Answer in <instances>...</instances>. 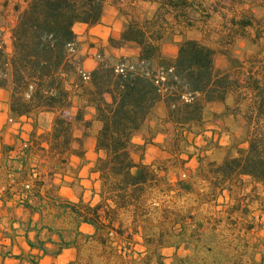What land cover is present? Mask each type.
I'll return each instance as SVG.
<instances>
[{
	"label": "trees",
	"instance_id": "16d2710c",
	"mask_svg": "<svg viewBox=\"0 0 264 264\" xmlns=\"http://www.w3.org/2000/svg\"><path fill=\"white\" fill-rule=\"evenodd\" d=\"M106 1L26 0L22 7L15 5L17 16L10 29V51L0 29V88H9L8 110L14 118L37 112L54 114L47 143L59 156L69 150L72 142L81 143L80 138L72 135L74 121H81L85 130L91 126L81 108L71 115L73 94L82 100L84 107L94 109L93 119L99 128L94 135L98 156L92 172L98 175L99 201L92 205L81 197L74 202L56 196L57 205L60 203L59 208L74 217L77 235L95 237L103 245L109 242L112 231L123 237L121 226H115V221L119 212L131 211L134 233L140 235L147 247L156 250L172 236L184 239L185 223L180 213L171 208L161 209L163 215L158 218L152 217L156 208L148 201L158 203V198L151 194L154 190L162 192L161 188L166 185L165 170L134 159L135 150L142 151L146 142L136 143L134 136L161 103L162 125L171 126L176 140L185 141L184 133L201 129L207 102H224L233 91L246 89L253 94L251 110L245 114L250 127L246 148L221 162L204 165L200 162L198 173L208 184L210 196L217 189L230 187L241 176L250 177L264 190V83L254 76L248 83L232 75L230 70L218 68L216 51L200 40L182 39L176 55L165 56L160 47L163 25L157 14L144 21L126 20L119 37L108 39L113 47L134 43L138 47L135 66L103 62L84 72L75 55L74 27L77 23H99ZM152 1L158 2L159 8L179 9L183 13L189 7L188 2H194ZM232 21L241 28L252 24L248 19ZM163 23L167 24L165 20ZM189 23L186 16L184 25L187 27ZM177 183L179 190H190L186 180ZM80 223L92 226L94 232L83 234L77 228ZM196 231L192 232L196 234ZM125 237L130 240L132 234ZM28 244L47 252L42 244L30 240ZM67 244L62 241L60 248ZM204 255L176 256L174 264H223L211 257L210 247ZM29 263L35 262L29 259ZM245 264H264V256Z\"/></svg>",
	"mask_w": 264,
	"mask_h": 264
},
{
	"label": "rangeland",
	"instance_id": "374dc122",
	"mask_svg": "<svg viewBox=\"0 0 264 264\" xmlns=\"http://www.w3.org/2000/svg\"><path fill=\"white\" fill-rule=\"evenodd\" d=\"M25 1L6 0L2 5L0 2V29L8 49L11 48L10 29L17 16L14 6L19 4L22 7ZM193 1L188 2L189 7L185 13L179 9L159 8L158 2L152 0H107L106 2L112 3L118 10V22L120 24L121 21L122 27L130 18L144 21L157 14L163 25L160 47L165 56L174 57L182 39L200 40L216 51L215 64L218 68L230 70L232 75L243 81L247 80L248 83L253 76L264 83V0ZM107 13L112 15L110 11ZM186 16L190 20L187 27L184 25ZM232 19L235 21L248 19L252 24L241 28L239 24L234 25ZM164 20L167 24L163 23ZM82 33L83 30L79 27L78 36L81 37ZM86 43V39H79L75 51L76 49L81 51L86 47ZM89 44L94 45L97 64L107 62L111 65L127 67L135 66L137 63L138 47L134 43L124 44L122 51L113 48L109 42L106 46L98 42ZM77 58L81 60L83 55L77 54ZM0 89L8 92L6 96L2 90L0 91V113H2L5 102L8 106L9 88ZM74 96L76 95L73 94L71 97V115H75L78 108H81L86 119L90 114L88 106L84 107L82 101L80 105L74 102ZM252 101L253 94L242 89L228 94L224 102L214 101L205 104L201 129L194 133H184L185 141L179 138L176 140L174 129L162 125V111L156 106L134 136V142L143 143L144 140L146 142L144 149L135 150L133 157L135 160L140 159L144 163L151 164L153 168L165 170L163 172L166 185L161 188L162 192L158 193L154 190L151 194L158 198V203L152 204L150 199L148 204L156 208L152 213L153 218L163 215L161 214L163 208H171L179 212L180 219L185 223L184 239H175L172 236L164 246L153 250L152 247L145 245L140 235L134 233L132 212L121 211L115 226L118 224L121 226L123 237L112 231L109 234V242L103 245L95 237L77 235L76 220L66 211H62L59 215L60 222L67 228L69 226L63 238L76 248V257L68 264H158L159 261L162 264H174L176 256H193V253H197L198 258L205 256L207 247L212 249L211 257L219 259L223 264L236 261L245 264L250 259L258 261L262 255L264 256L262 187L250 177L241 176L230 184V187L217 189L213 193L214 196H210L208 184L198 173L200 162L203 165L212 161L221 162L226 157L236 156L239 150L246 148L250 127L245 114L250 112ZM29 116H31V127L36 130L30 134L33 142L32 147H28L30 158H22L25 159L28 169L22 174L23 178L35 180L40 174L41 177L46 176L47 183L50 184V180L65 175L62 186L71 188L73 194L78 198L81 197L84 202L96 204L99 201V184L93 187L92 182L98 181V175L92 180L91 173L98 153L94 148L95 142L90 141L89 138L93 135L96 125L90 120L91 126L85 130L81 121H74L72 135L80 138L81 143L72 142L68 147L69 150L61 152L59 156L55 150L49 149L47 143L54 114L37 112ZM10 125L11 122H7L4 125L5 129ZM2 133L3 129L0 130V182L9 179L7 176L9 173L3 166L11 162L10 168L12 167L15 172L19 166V159L14 160L9 156L22 151L21 142L2 143ZM13 148L14 152L10 153V149ZM85 179H87L86 185L80 183V180ZM180 180L189 183V191L179 190L177 182ZM53 186L55 187L52 192H58L57 185L53 183ZM93 194H96L94 199ZM56 195L69 200L65 195L59 196L58 193ZM76 201L78 199L74 200ZM57 206L60 209V203ZM7 208H9L8 212L14 210L12 206ZM194 230H197L196 234L192 232ZM80 232L92 234L94 229L90 231L83 228ZM129 233L132 234L130 240L125 237Z\"/></svg>",
	"mask_w": 264,
	"mask_h": 264
},
{
	"label": "crops",
	"instance_id": "0c3cea01",
	"mask_svg": "<svg viewBox=\"0 0 264 264\" xmlns=\"http://www.w3.org/2000/svg\"><path fill=\"white\" fill-rule=\"evenodd\" d=\"M15 1L24 2L25 0ZM0 2L2 5L6 0H0ZM107 11H110L112 15H109ZM117 13L118 10L114 8L112 3L106 2L99 23L95 25L77 23L75 25L74 29L77 35V42L79 39H86L87 41L85 48L81 51L79 49L75 51L76 57L77 54L83 55L80 61L81 68L84 72L91 71L97 65V60L94 56L96 50L94 45L92 46L89 43L98 42L106 46L108 45L109 37H119L122 26L120 25L121 21L120 24L118 22ZM79 27L83 30L81 37L77 34ZM4 42L7 45V42ZM113 48L121 51L124 49L123 46ZM7 50L10 51L8 48ZM1 90L7 96L8 92L4 89ZM73 101L80 105L82 100L76 95L73 97ZM209 103L213 102H207L206 104ZM157 106L161 109L163 115L162 104L158 103ZM88 110L90 114L86 119L92 120L94 109L88 106ZM42 113L48 114L49 112ZM30 121L31 116L12 117L9 113L7 103H4V111L0 113V130L3 129L2 143L21 142L22 151L18 152L19 154L9 156L14 160L19 159V166L16 172L12 167L10 168L11 162L7 166H3L4 170L9 173L7 175L9 179L0 182V264H30L29 259L33 260L35 262L34 264H68L75 259L76 248L70 243L66 247L60 248L62 241H68L63 238V234L68 230L69 226L67 228L64 223L62 224L60 222L61 218H59V215L60 213L62 214V209H58L55 197L57 193L59 196L65 195L68 197L66 199L71 201L78 199V197L73 194L71 188L62 186L61 183L65 175H59L58 178L50 180V184L47 183L46 176L41 177L40 174L35 180L32 178H29V180L23 178L22 174L28 170L24 160L30 158L28 147L31 148L33 143L30 134L36 130H33ZM7 122H11V125L5 129L4 125ZM92 123L96 125V128L93 135L89 138L90 141L95 142L94 135L99 128V124L95 120H92ZM37 133H39L38 129ZM9 152H14V148L10 149ZM24 157L25 159H22ZM34 175L32 174V176ZM96 177V173H91L92 180ZM86 182L87 179L80 180V183H84L85 185ZM53 183L58 187V192L56 193L52 192V189L55 187ZM98 184L97 180L92 182L93 187H96ZM95 196L96 194H93V199ZM7 206H12L14 210L8 212L9 208ZM21 215L22 217H20ZM83 228L93 231L92 226L86 223H80L78 229L82 231ZM28 240L34 244L44 245L47 248V252L44 253L35 245L30 246Z\"/></svg>",
	"mask_w": 264,
	"mask_h": 264
}]
</instances>
